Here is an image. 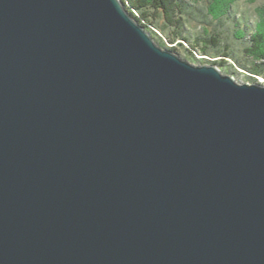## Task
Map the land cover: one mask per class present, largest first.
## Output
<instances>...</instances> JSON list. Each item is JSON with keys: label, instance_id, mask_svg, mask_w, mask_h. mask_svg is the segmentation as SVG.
<instances>
[{"label": "water", "instance_id": "1", "mask_svg": "<svg viewBox=\"0 0 264 264\" xmlns=\"http://www.w3.org/2000/svg\"><path fill=\"white\" fill-rule=\"evenodd\" d=\"M143 21L0 0V264H264V83Z\"/></svg>", "mask_w": 264, "mask_h": 264}, {"label": "trees", "instance_id": "2", "mask_svg": "<svg viewBox=\"0 0 264 264\" xmlns=\"http://www.w3.org/2000/svg\"><path fill=\"white\" fill-rule=\"evenodd\" d=\"M124 1L126 2V6L129 10L130 8H134L139 11V16L144 20L143 22L145 25L150 24L157 28L155 25V20H160V22L162 23L164 22V24H162L163 28H157V30H163L164 27H166L165 29H167L168 31L173 29L178 37H182V41L186 42V44L189 46V49H191L188 50L189 53L194 54V52L197 50L196 45H199L202 40L197 36L194 42L195 44L192 43L190 40V36H188L189 34H187V32H185L184 30V24L190 26L192 24V19L204 18L198 21L201 23L204 22L205 24L209 25L211 24V22H213L217 24V27H219L222 25V22L230 19V14L233 13V11L231 12L232 4H235L239 0H201L206 12H203L204 9L202 8V6L200 7V4L196 1L195 2L197 5L184 0ZM245 1H248L249 3H255L258 0ZM256 13L259 22L254 25V28H252L248 32L244 29H238L241 34H249V37L247 41L244 42L242 48L244 51V54L242 53V56L244 58L242 57V59L240 57V59L237 61L240 63V66H242L252 75L249 77L252 82H257V78H255V76L264 77V1L256 8ZM227 14H229V16ZM208 18L209 20L207 21L206 19ZM138 20L140 19L138 18ZM237 24H239V22H237ZM204 29L207 31L208 27H205L204 25ZM152 33L154 36L157 35V33L153 31ZM221 35L222 31H219V33H215V35L205 38L204 46L208 47V50L210 49L214 51L219 56L223 55L227 58L231 56L232 47L229 43L223 42V37ZM178 37L177 39H179ZM159 42L161 43V45H164V41L161 40ZM182 44L180 43V45ZM171 48L176 50L175 46ZM226 62L227 61H217V59L211 61L212 64L218 65L219 67L227 64Z\"/></svg>", "mask_w": 264, "mask_h": 264}, {"label": "rangeland", "instance_id": "3", "mask_svg": "<svg viewBox=\"0 0 264 264\" xmlns=\"http://www.w3.org/2000/svg\"><path fill=\"white\" fill-rule=\"evenodd\" d=\"M184 1H189L190 3L197 5V3L200 4V7L204 9L203 12L205 11V8L203 7V2L201 0H184ZM196 1V2H195ZM264 0H258L255 3H249L248 1L245 0H239L235 4H232V9L231 12L233 13L230 14V19L225 20V22H222V25L217 27V24L211 22V24H205L204 22H199L198 20H202L199 18L192 19L191 22L192 24L186 25L184 24V30L189 34L190 40L192 43L195 42L196 37L201 38V42L199 45H196V51L194 54H190L188 50L189 46L186 44V42L182 41V37H178L176 32L171 29L168 31L164 27L163 30L158 31L157 28L161 29L162 24L164 22H160V20H155V26L152 25L153 27V32L157 33L155 38L159 41H166L168 40L169 46H175L176 50L180 53V55L186 59H188L190 62H193L195 64H209L211 61H214L217 59V61H227L224 66L220 67L223 73L227 74H234L236 80L240 83L243 82H251V79H249L250 76H252L246 69H244L242 66H240V63L237 61L242 58L244 51H243V44L245 41H247L249 34L244 33L241 34V32L238 29H244L247 32L254 28V25L259 22L257 13H256V8L262 4ZM229 16V14H227ZM232 18V19H231ZM207 21L209 20L206 19ZM222 21V20H221ZM235 21V22H234ZM154 22V21H153ZM215 22V21H214ZM239 22V24H237ZM157 23V24H156ZM154 24V23H153ZM215 24V25H214ZM205 27H208L207 31L204 29ZM247 25V26H246ZM216 27V28H215ZM175 29V28H174ZM219 31H222V40L224 43H229L232 47V52L230 57H224L219 56L217 53H215L212 50H208L206 46H204V39L207 37H210L212 35H215V33H219ZM177 37L179 39H177ZM183 42V44H182ZM180 43L182 45H180ZM195 44V43H194ZM206 53V54H203ZM243 53V54H242ZM221 54V53H220ZM244 58V57H243ZM242 58V59H243ZM257 77V80L260 82L264 83V77Z\"/></svg>", "mask_w": 264, "mask_h": 264}]
</instances>
